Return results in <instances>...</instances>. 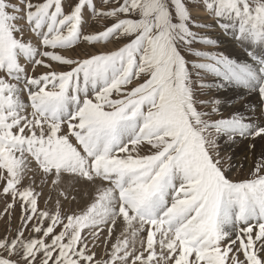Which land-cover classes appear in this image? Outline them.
<instances>
[{
    "label": "snow or ice",
    "instance_id": "1",
    "mask_svg": "<svg viewBox=\"0 0 264 264\" xmlns=\"http://www.w3.org/2000/svg\"><path fill=\"white\" fill-rule=\"evenodd\" d=\"M0 221V264H264V0H0Z\"/></svg>",
    "mask_w": 264,
    "mask_h": 264
},
{
    "label": "rangeland",
    "instance_id": "2",
    "mask_svg": "<svg viewBox=\"0 0 264 264\" xmlns=\"http://www.w3.org/2000/svg\"><path fill=\"white\" fill-rule=\"evenodd\" d=\"M208 23H212L210 20H208L207 21ZM215 27H213V29H211V30H209L208 32H207V34L210 36V37H212V38H214V39H217L218 40V44H219V47H218V49L217 50H219V51H226L227 52V50L228 51H232L233 49H232V47L231 48H229V46H230V44L229 43H227V42H225V40H227V38L225 39V37L223 36V35H221V34H218V32H220L218 29H214ZM93 29H90V28H86L85 29V31H92ZM216 30V31H215ZM213 33V34H212ZM218 35H220V38H221V40L219 39V37H218ZM225 39V40H224ZM221 41V42H220ZM109 47L111 48L112 47V45H109ZM195 47H197L199 50H204V51H211V50H213V49H211V48H204L203 46H200V45H196ZM227 49V50H226ZM188 59H189V61H191L193 58L192 57H188ZM41 71H43V69H38L37 70V72L39 73V72H41ZM229 94H233L234 96H235V93H233V92H227V93H214V95L217 97V98H220V99H225L226 98V96H228ZM235 99H236V97H235ZM234 99V100H235ZM233 100V99H232ZM228 102H230V100L229 101H227V103ZM251 102V100H247L246 102H243V103H239L238 104V106L236 105V107H239V108H241V109H243V106H244V104L245 103H250ZM226 103V104H227ZM234 106H235V104H234ZM223 112H224V114L225 115H228L233 109H221ZM229 110V111H228ZM234 148H235V153H234V155L236 156V157H238L241 153H238V151H239V149L240 148H244V146H243V144H239V145H235V146H233ZM244 151H246V150H244ZM249 167L250 166H246L245 165V162H244V169L243 170H241L239 173H236L235 171L233 172V176H234V178H236V179H243V178H245V176L247 175V171H248V169H249ZM246 168V169H245ZM26 183H27V181H26ZM46 196H47V189H45V195L44 196H42L41 198H40V206L41 207H44V200H45V198H46ZM73 207H75V205H73ZM65 209L67 210L68 209V205L66 204L65 205ZM18 216H19V208L17 207V209H16V211H15V214H14V217H13V227H15V225H16V223H17V218H18ZM3 234V221H0V235H2ZM97 252H98V254H99V252H100V250L99 249H97Z\"/></svg>",
    "mask_w": 264,
    "mask_h": 264
},
{
    "label": "bare ground",
    "instance_id": "3",
    "mask_svg": "<svg viewBox=\"0 0 264 264\" xmlns=\"http://www.w3.org/2000/svg\"><path fill=\"white\" fill-rule=\"evenodd\" d=\"M215 29V28H214ZM216 31V30H215ZM213 34V33H212ZM218 34H221L220 32H218ZM222 35V34H221ZM218 37H219V39L221 40V38H220V35H218ZM225 39H226V37H225ZM224 39V40H225ZM221 42V41H220ZM225 42H227L228 43V41L227 40H225ZM232 46L230 45L229 46V48H231ZM227 50V49H226ZM228 51V50H227ZM234 93V92H233ZM219 94V93H218ZM221 94V93H220ZM233 99V100H232ZM235 96L233 95V94H229L228 96H226V98L225 99H221L222 101H223V105H222V108L223 109H233L232 107H229V103H232V102H235ZM230 100V102H228L227 103V101H229ZM247 101V100H246ZM246 101H240V102H238V103H234L235 104V106L234 107H236V105L238 106V104L239 103H243V102H246ZM227 103V104H226ZM242 108V107H241ZM229 111V110H228ZM244 150H246L245 148H240L239 149V151H238V153H241L237 158L238 159H240V160H244V157H245V155H250V154H248L247 153V151H244ZM245 162V165L246 166H250V163H249V161H244ZM246 169V168H245Z\"/></svg>",
    "mask_w": 264,
    "mask_h": 264
}]
</instances>
